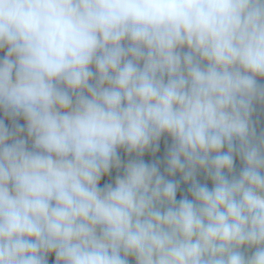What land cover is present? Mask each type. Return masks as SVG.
<instances>
[{"label": "clouds", "instance_id": "clouds-1", "mask_svg": "<svg viewBox=\"0 0 264 264\" xmlns=\"http://www.w3.org/2000/svg\"><path fill=\"white\" fill-rule=\"evenodd\" d=\"M0 52V264H264V0H0Z\"/></svg>", "mask_w": 264, "mask_h": 264}, {"label": "trees", "instance_id": "trees-1", "mask_svg": "<svg viewBox=\"0 0 264 264\" xmlns=\"http://www.w3.org/2000/svg\"><path fill=\"white\" fill-rule=\"evenodd\" d=\"M3 53L0 52V55H2ZM261 83H264V80L260 81ZM0 118H3L5 120L6 124H11L12 121L10 118L8 117H4L3 112L0 111ZM256 121H257V131L258 133L261 131H264V106L262 105H256V112L254 113V117H253ZM17 122L19 123H24L23 119H19Z\"/></svg>", "mask_w": 264, "mask_h": 264}]
</instances>
